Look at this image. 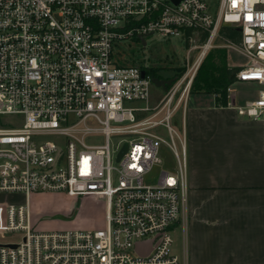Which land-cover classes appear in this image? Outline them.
I'll return each mask as SVG.
<instances>
[{"label":"built area","instance_id":"obj_1","mask_svg":"<svg viewBox=\"0 0 264 264\" xmlns=\"http://www.w3.org/2000/svg\"><path fill=\"white\" fill-rule=\"evenodd\" d=\"M222 26L241 29L249 61L235 83L262 87L243 106L229 87L227 107L264 120V0H0V117L11 118L0 127V194L26 197L0 219V236L13 238L0 243V264H183L172 228L188 202L186 149L173 119L197 68L146 106L156 77L125 53L134 40L146 47L141 38L208 33L205 53ZM94 134L104 143L85 142ZM51 192L103 201L105 227L37 230L30 197Z\"/></svg>","mask_w":264,"mask_h":264},{"label":"crops","instance_id":"obj_2","mask_svg":"<svg viewBox=\"0 0 264 264\" xmlns=\"http://www.w3.org/2000/svg\"><path fill=\"white\" fill-rule=\"evenodd\" d=\"M229 43V49L242 53L240 46ZM248 63H237L228 51L230 68ZM229 87L236 106L256 100L262 91L255 83L234 82ZM156 89L146 106L158 104L155 93L165 89ZM219 98L193 92L181 110L178 127L186 149L188 202L172 228L173 253L183 264H264V120L240 116L227 107L229 99L222 105ZM85 199L100 203L92 197ZM25 203L24 195L0 194V219L7 206ZM31 205L36 227L39 213ZM105 223L106 209L94 228L102 229Z\"/></svg>","mask_w":264,"mask_h":264},{"label":"rangeland","instance_id":"obj_3","mask_svg":"<svg viewBox=\"0 0 264 264\" xmlns=\"http://www.w3.org/2000/svg\"><path fill=\"white\" fill-rule=\"evenodd\" d=\"M230 26H222L229 28ZM221 30L217 39L210 45L208 50L204 53V47L208 45V41L202 42V33H195L189 38H173L166 40L158 36H150L146 38V47H142L134 40L128 42L125 56L133 57L135 60L141 61L150 70H156L158 77L161 79H176L186 73L187 70L197 68L195 80L198 75L204 71V62L213 56L212 61L220 64L218 61L219 53L223 51L225 59L228 58V51L234 57V61L240 64L248 62L243 53L236 49H229L230 43L221 35ZM222 55V54H221ZM227 62V61H226ZM204 74V72H203ZM194 85V84H193ZM241 87V86H240ZM239 87V88H240ZM153 90H157L153 88ZM160 90V89H159ZM158 92V91H156ZM193 93V89H192ZM158 99L163 97V92L155 93ZM154 93H152L153 99ZM157 101V100H156ZM142 106V104H137ZM182 118V111L176 113L173 119L175 129L182 136V132L178 127L180 119ZM11 118L1 116L0 127L6 126L5 123ZM97 127V124H93ZM177 146L180 152V143L178 140ZM88 144H103L104 138L100 134H94L87 137ZM162 159L166 168H174L177 165V160L173 153L167 148H162ZM158 175L156 176L157 179ZM40 194V195H39ZM18 200H22L19 196ZM100 203L89 201L85 198H70L64 193H37L30 197V205L39 213L36 221V229L42 232H55L62 230H96L94 228L98 215L104 217L105 207ZM34 224V223H33ZM35 225V224H34ZM13 241L11 236L1 237L0 243Z\"/></svg>","mask_w":264,"mask_h":264},{"label":"trees","instance_id":"obj_4","mask_svg":"<svg viewBox=\"0 0 264 264\" xmlns=\"http://www.w3.org/2000/svg\"><path fill=\"white\" fill-rule=\"evenodd\" d=\"M191 35L188 33V36ZM221 35L230 41L231 43L241 46L242 44V33L239 32L236 28H223L221 30ZM208 40V33L202 35V42ZM219 65L217 66L216 62H213V56L208 58L203 65V72L198 75V78L194 82L193 92H204V93H213L219 95L218 99L220 104L226 105L228 102V92L227 89L236 81V75L241 70V68H230L227 64V59H225L224 52H218ZM222 54V55H221ZM156 70L149 69L148 72L156 78H159Z\"/></svg>","mask_w":264,"mask_h":264},{"label":"water","instance_id":"obj_5","mask_svg":"<svg viewBox=\"0 0 264 264\" xmlns=\"http://www.w3.org/2000/svg\"><path fill=\"white\" fill-rule=\"evenodd\" d=\"M239 32H241V29H237ZM143 45H146V42L143 38H141ZM153 83L155 84L156 87L158 88H163L166 89L168 86L172 84V81L168 80H160L158 78L153 79ZM127 146L125 147L124 151L120 155V157L126 152ZM151 246H152V241L149 242H143L139 243L137 245V251L141 253V255H147L151 251Z\"/></svg>","mask_w":264,"mask_h":264},{"label":"bare ground","instance_id":"obj_6","mask_svg":"<svg viewBox=\"0 0 264 264\" xmlns=\"http://www.w3.org/2000/svg\"><path fill=\"white\" fill-rule=\"evenodd\" d=\"M208 47L205 48V50H207Z\"/></svg>","mask_w":264,"mask_h":264}]
</instances>
